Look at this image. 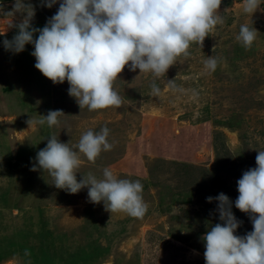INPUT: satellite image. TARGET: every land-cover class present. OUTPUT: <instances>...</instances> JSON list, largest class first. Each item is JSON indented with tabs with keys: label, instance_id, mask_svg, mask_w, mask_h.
Here are the masks:
<instances>
[{
	"label": "rangeland",
	"instance_id": "1",
	"mask_svg": "<svg viewBox=\"0 0 264 264\" xmlns=\"http://www.w3.org/2000/svg\"><path fill=\"white\" fill-rule=\"evenodd\" d=\"M29 2L36 28L59 7ZM13 3L0 0V8L11 11ZM218 11L223 22L202 47L191 43L158 79L125 66L113 85L121 105L95 111L79 108L66 80L53 84L34 67L32 45L18 54L4 49L15 28L0 33V264H205L201 237L220 222L217 202L206 197L223 192L234 202L237 180L264 151V12L245 14L243 0H221ZM245 23L258 31L247 49L236 40ZM211 55L219 62L210 73L204 61ZM154 80L159 96L151 94ZM55 109L64 113L57 125L28 126ZM104 126L111 150L95 162L82 157L77 180L102 178L106 167L138 180L142 217L110 213L89 201L87 188L71 194L47 171L31 170L50 136L74 145ZM232 211L242 222L236 234L252 231L248 214L234 204Z\"/></svg>",
	"mask_w": 264,
	"mask_h": 264
},
{
	"label": "clouds",
	"instance_id": "2",
	"mask_svg": "<svg viewBox=\"0 0 264 264\" xmlns=\"http://www.w3.org/2000/svg\"><path fill=\"white\" fill-rule=\"evenodd\" d=\"M41 3L47 8L59 5L42 28L33 26L35 9L29 0H14L11 11L0 8V25L6 30L16 29L10 40H3L4 49L18 54L26 45H32L34 67L53 84L66 80L68 95L80 109L87 107L89 111L121 105V97L113 85L125 66L129 71L138 69L139 74L151 73L158 79L166 75L178 57L188 55L191 43L202 47L209 33L223 22L218 11L221 0H41ZM262 4L264 0H243V12L251 15L258 10L264 12ZM17 13L21 18L13 23ZM257 34L254 26L241 24L236 40L247 49ZM218 62L217 57L208 56L204 67L214 72ZM165 84L174 91H182L174 80H166ZM151 94H161L155 80ZM61 115L64 113L60 109L49 110L39 120L29 118L27 124L30 127L46 122L51 127L59 123ZM109 131L106 126L99 131L89 129L74 145L50 136L46 146L36 153L31 170L47 171L56 188L71 194L87 188L89 201L103 203L110 213L142 217L147 205L138 180L118 178L107 167L102 178L89 174L77 180L82 157L95 162L102 151L111 150ZM255 164L237 180L238 196L234 202L223 192L206 197L209 203L217 202L220 222L210 225L201 237L205 264H264V151H257ZM233 204L248 214L252 231L236 234L242 222L234 215Z\"/></svg>",
	"mask_w": 264,
	"mask_h": 264
},
{
	"label": "bare ground",
	"instance_id": "3",
	"mask_svg": "<svg viewBox=\"0 0 264 264\" xmlns=\"http://www.w3.org/2000/svg\"><path fill=\"white\" fill-rule=\"evenodd\" d=\"M4 30H5V28L2 25H0V33L3 32ZM7 31H8V29H7Z\"/></svg>",
	"mask_w": 264,
	"mask_h": 264
}]
</instances>
